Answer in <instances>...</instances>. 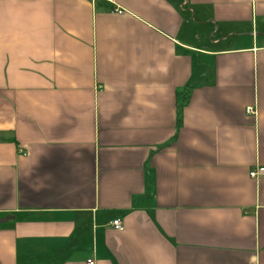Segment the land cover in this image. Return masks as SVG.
I'll list each match as a JSON object with an SVG mask.
<instances>
[{
    "label": "crops",
    "instance_id": "1",
    "mask_svg": "<svg viewBox=\"0 0 264 264\" xmlns=\"http://www.w3.org/2000/svg\"><path fill=\"white\" fill-rule=\"evenodd\" d=\"M260 167L264 0H0V264H264Z\"/></svg>",
    "mask_w": 264,
    "mask_h": 264
},
{
    "label": "built area",
    "instance_id": "2",
    "mask_svg": "<svg viewBox=\"0 0 264 264\" xmlns=\"http://www.w3.org/2000/svg\"><path fill=\"white\" fill-rule=\"evenodd\" d=\"M106 1H113V0H106ZM247 111H248V113H254L255 112V110L251 107L247 108ZM263 174H264V168L263 167L251 170V172H250V176L253 179H257ZM112 225L114 226V228H116L118 230L123 229V221L120 218L113 220ZM88 264H95V261L94 260H88Z\"/></svg>",
    "mask_w": 264,
    "mask_h": 264
},
{
    "label": "trees",
    "instance_id": "3",
    "mask_svg": "<svg viewBox=\"0 0 264 264\" xmlns=\"http://www.w3.org/2000/svg\"><path fill=\"white\" fill-rule=\"evenodd\" d=\"M181 112V108L179 109V113Z\"/></svg>",
    "mask_w": 264,
    "mask_h": 264
}]
</instances>
